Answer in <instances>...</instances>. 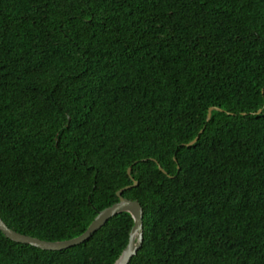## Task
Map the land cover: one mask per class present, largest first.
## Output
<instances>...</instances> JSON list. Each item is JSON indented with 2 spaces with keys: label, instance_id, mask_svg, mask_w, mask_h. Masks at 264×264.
<instances>
[{
  "label": "trees",
  "instance_id": "obj_1",
  "mask_svg": "<svg viewBox=\"0 0 264 264\" xmlns=\"http://www.w3.org/2000/svg\"><path fill=\"white\" fill-rule=\"evenodd\" d=\"M134 180L128 264H264V0H0V216L73 238ZM133 224L0 229V264H113Z\"/></svg>",
  "mask_w": 264,
  "mask_h": 264
},
{
  "label": "water",
  "instance_id": "obj_2",
  "mask_svg": "<svg viewBox=\"0 0 264 264\" xmlns=\"http://www.w3.org/2000/svg\"><path fill=\"white\" fill-rule=\"evenodd\" d=\"M215 107H211L208 113V119L211 117L212 110ZM203 130H201L202 132ZM197 136L189 144H193L198 140ZM160 168H162L160 166ZM131 167L128 169L130 173ZM138 185V181L134 180L132 185L122 187L117 191L119 200L113 204L98 211L87 229L78 236L65 240H46L30 234H25L11 228L0 216V229L11 240L15 242L28 243L33 246L46 250H62L71 246L80 244L85 240H88L101 226H103L111 217L120 212H129L134 220V224L129 234V240L122 251L121 255L113 264H128L131 258L138 252L143 242V216L144 209L141 202L138 199H131L122 195L123 191L132 186Z\"/></svg>",
  "mask_w": 264,
  "mask_h": 264
}]
</instances>
